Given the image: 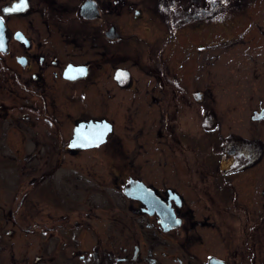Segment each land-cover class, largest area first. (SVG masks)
Returning a JSON list of instances; mask_svg holds the SVG:
<instances>
[{"label": "flooded vegetation", "instance_id": "1", "mask_svg": "<svg viewBox=\"0 0 264 264\" xmlns=\"http://www.w3.org/2000/svg\"><path fill=\"white\" fill-rule=\"evenodd\" d=\"M262 1L0 0L2 214L41 237L37 264H264V210L242 183L260 139H227L204 76L181 75L203 20ZM10 130L33 147L22 163ZM65 153L102 156L88 166L103 175L57 179Z\"/></svg>", "mask_w": 264, "mask_h": 264}, {"label": "rangeland", "instance_id": "2", "mask_svg": "<svg viewBox=\"0 0 264 264\" xmlns=\"http://www.w3.org/2000/svg\"><path fill=\"white\" fill-rule=\"evenodd\" d=\"M262 10L264 0L261 4L249 2L244 9L216 13L214 17L203 20L199 25L200 39L194 40L195 47L198 44L202 46L195 49L202 57L200 64L196 62V58L188 56L186 62L188 72L183 71L182 66L178 68L180 72L183 71L181 75H184L186 80L195 79L196 72L193 71L195 66L198 73L204 76L207 96L216 105L214 116L222 117V133L227 139L230 137L260 139L262 156L252 170L256 172L255 175L257 174L255 180L259 182L258 187H254V180L249 177L254 174L253 172L247 174L242 181L244 198L250 205L254 217L264 210V201L256 193L264 189V30L256 28L258 24H264V18L260 17ZM193 48L194 46L191 50ZM196 53L191 54L194 56ZM174 67L177 69V66ZM190 84L194 85L193 82ZM193 90L198 92L197 87ZM6 138V155L10 160L14 157L22 163V160L30 157L33 147L28 144L27 137L22 131L10 130ZM141 152L143 154V150ZM155 154V158H158V153ZM101 157L94 154L82 157L73 153L62 154L55 177L59 179L66 173L77 170H84L86 175L93 174L94 172L90 171L92 167L88 165L99 164L102 161ZM146 157L149 158L150 155H142L141 159ZM11 165L12 163L5 164L3 173L9 182L12 180ZM7 169L11 171V178L7 175ZM103 173L104 171L99 169L94 173L95 178L99 180ZM1 178L0 174V248L4 264L34 262L37 264V255L43 249V241L34 230L26 228L23 232L18 226L4 219L2 213L11 207L10 202L12 197L15 198L13 193L15 189L9 185L8 189L3 187ZM255 196L256 202L252 200ZM26 202L28 201L24 200V203ZM46 224L51 225L50 221ZM193 247L196 249V246ZM160 249L162 247L155 251L158 253Z\"/></svg>", "mask_w": 264, "mask_h": 264}, {"label": "water", "instance_id": "3", "mask_svg": "<svg viewBox=\"0 0 264 264\" xmlns=\"http://www.w3.org/2000/svg\"><path fill=\"white\" fill-rule=\"evenodd\" d=\"M86 4H87V3H85V4L82 5L81 10H80V13L85 14L84 11H85V10H86V11L89 10V4H87V5H86Z\"/></svg>", "mask_w": 264, "mask_h": 264}, {"label": "snow or ice", "instance_id": "4", "mask_svg": "<svg viewBox=\"0 0 264 264\" xmlns=\"http://www.w3.org/2000/svg\"><path fill=\"white\" fill-rule=\"evenodd\" d=\"M10 11H18L19 9L18 8H12V9H9Z\"/></svg>", "mask_w": 264, "mask_h": 264}]
</instances>
